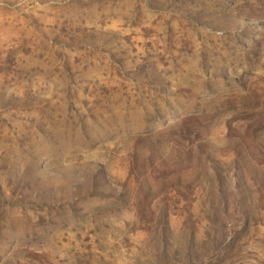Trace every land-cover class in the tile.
Listing matches in <instances>:
<instances>
[{
    "label": "rangeland",
    "instance_id": "rangeland-1",
    "mask_svg": "<svg viewBox=\"0 0 264 264\" xmlns=\"http://www.w3.org/2000/svg\"><path fill=\"white\" fill-rule=\"evenodd\" d=\"M0 264H264V0H0Z\"/></svg>",
    "mask_w": 264,
    "mask_h": 264
}]
</instances>
